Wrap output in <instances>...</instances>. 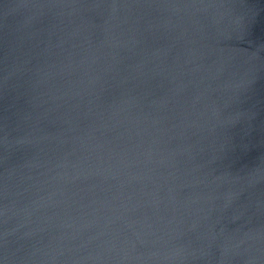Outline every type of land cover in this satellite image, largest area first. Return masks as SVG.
<instances>
[{"label": "water", "instance_id": "water-1", "mask_svg": "<svg viewBox=\"0 0 264 264\" xmlns=\"http://www.w3.org/2000/svg\"><path fill=\"white\" fill-rule=\"evenodd\" d=\"M0 264H264V0H0Z\"/></svg>", "mask_w": 264, "mask_h": 264}]
</instances>
